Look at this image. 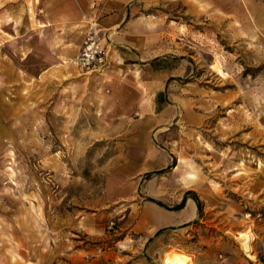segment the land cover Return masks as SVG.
Listing matches in <instances>:
<instances>
[{"label":"rangeland","instance_id":"374dc122","mask_svg":"<svg viewBox=\"0 0 264 264\" xmlns=\"http://www.w3.org/2000/svg\"><path fill=\"white\" fill-rule=\"evenodd\" d=\"M135 15L98 71L0 28V264H264V0Z\"/></svg>","mask_w":264,"mask_h":264},{"label":"crops","instance_id":"0c3cea01","mask_svg":"<svg viewBox=\"0 0 264 264\" xmlns=\"http://www.w3.org/2000/svg\"><path fill=\"white\" fill-rule=\"evenodd\" d=\"M142 2L143 0H0V19L4 18L6 21L0 28L6 35L14 37L23 26V21L19 25L15 21L28 18L29 28H24L25 37L38 33L46 38L53 51L65 53L61 46L68 43V37L84 36L95 26L104 35H108L111 45L127 48L125 45L134 46L135 38L130 36L141 33L138 30L140 17L135 13ZM102 44L109 45L105 37ZM112 60L115 64L113 68L121 64L119 59ZM120 68L113 71L117 72ZM109 69L110 67L105 71L108 72Z\"/></svg>","mask_w":264,"mask_h":264},{"label":"built area","instance_id":"2783aa9c","mask_svg":"<svg viewBox=\"0 0 264 264\" xmlns=\"http://www.w3.org/2000/svg\"><path fill=\"white\" fill-rule=\"evenodd\" d=\"M94 26L85 35L79 53L75 58L76 67L84 71H98L107 63V53Z\"/></svg>","mask_w":264,"mask_h":264},{"label":"bare ground","instance_id":"6f19581e","mask_svg":"<svg viewBox=\"0 0 264 264\" xmlns=\"http://www.w3.org/2000/svg\"><path fill=\"white\" fill-rule=\"evenodd\" d=\"M71 66L72 68H76V63L73 60H71ZM212 68L214 69L215 72H217L220 76H223L224 75V71L221 70V67L219 66V64H215L212 66ZM194 208V205H193V202L190 201V203L187 205L186 209L183 208L181 209L182 211H188L191 213V211L193 210ZM195 209V208H194ZM180 210V211H181ZM178 211V212H180ZM150 213V214H149ZM147 215L154 221L156 222L157 224H160L161 222H165V221H168L166 220L167 218V215L166 214H163V213H155V212H149ZM184 213V212H183ZM186 213V212H185ZM184 213V214H185ZM187 214V213H186ZM189 214V213H188ZM191 216V214H190ZM176 222V221H175ZM240 234V233H239ZM243 234H240L239 236H242ZM247 246V245H246ZM250 246V245H249ZM250 249V248H249ZM246 250V249H245ZM165 257V256H164ZM163 257V258H164ZM185 255L182 254L181 252L177 253V252H172L171 254L167 255L164 260H163V264H185Z\"/></svg>","mask_w":264,"mask_h":264},{"label":"trees","instance_id":"16d2710c","mask_svg":"<svg viewBox=\"0 0 264 264\" xmlns=\"http://www.w3.org/2000/svg\"><path fill=\"white\" fill-rule=\"evenodd\" d=\"M185 200H186V198H184L182 200V202L180 204H178L177 206H175L173 209H175V210L181 209L184 206Z\"/></svg>","mask_w":264,"mask_h":264}]
</instances>
